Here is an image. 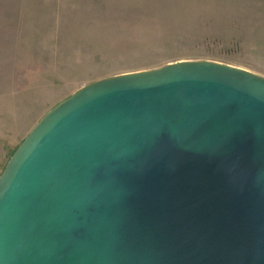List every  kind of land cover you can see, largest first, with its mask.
Instances as JSON below:
<instances>
[{"label": "water", "instance_id": "water-1", "mask_svg": "<svg viewBox=\"0 0 264 264\" xmlns=\"http://www.w3.org/2000/svg\"><path fill=\"white\" fill-rule=\"evenodd\" d=\"M0 264H264V77L183 60L76 90L0 174Z\"/></svg>", "mask_w": 264, "mask_h": 264}, {"label": "rangeland", "instance_id": "rangeland-1", "mask_svg": "<svg viewBox=\"0 0 264 264\" xmlns=\"http://www.w3.org/2000/svg\"><path fill=\"white\" fill-rule=\"evenodd\" d=\"M183 60L264 77V0H0V174L76 90Z\"/></svg>", "mask_w": 264, "mask_h": 264}]
</instances>
